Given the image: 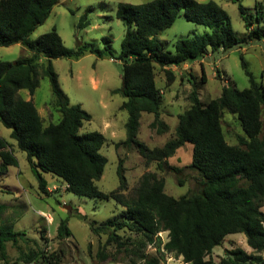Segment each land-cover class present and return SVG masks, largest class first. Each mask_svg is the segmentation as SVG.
Instances as JSON below:
<instances>
[{"label":"trees","instance_id":"1","mask_svg":"<svg viewBox=\"0 0 264 264\" xmlns=\"http://www.w3.org/2000/svg\"><path fill=\"white\" fill-rule=\"evenodd\" d=\"M58 2L0 0V46L21 43L30 51L14 62L0 60V121L11 129L18 148L26 152L40 192L50 194L44 173H51L66 184L67 191L115 199L123 207L121 217H110L101 225L90 222L91 229L96 234H106V245L115 244L116 253L132 252L140 259H147L148 264H161L159 257H147L144 250L149 244H156L159 251L163 249L164 253L189 264H264V85L256 81L244 56L241 60L250 80L248 88L241 90L229 82L223 85L220 96L204 102L200 98L201 86L194 79L189 95L191 106L178 114L172 138L163 146L153 148L138 138L144 112L154 114L151 126L158 132L169 129L161 117L163 95L157 86L155 64L165 69L167 84H170L175 80L170 66L182 67L202 60L211 52L229 51L262 39L264 4L257 2L255 13L250 14L239 2L247 28L242 37L234 30L227 10L215 0L119 4L118 16L127 30L118 56L123 62V85L114 92L126 98L121 108L126 109L129 116L125 124L127 137L116 145H135L147 163L157 161L159 169L169 167L178 172L181 169L170 165L168 159L186 143H192L190 166L201 175L200 189L175 197L166 192L165 179L156 171L145 172L134 193L126 194L128 181L122 159L118 167L120 185L110 192L97 186L96 181L102 177L107 163V157L100 152L106 137L98 130L80 133L84 122L90 121L92 115L80 103H71L52 60L78 59L86 53L110 58L114 55L109 45L100 48L93 42H82L77 48H70L56 29L32 39L33 31L48 19ZM181 11L188 20L207 26L209 31L178 39L175 51H171L165 48L159 34L174 24ZM89 24V14L85 12L80 26ZM104 41L109 43L111 38L105 36ZM201 68V81L206 82L203 63ZM42 74L50 80L55 97L52 105L60 113L58 122L48 125H44L34 101L19 93L27 89L33 94ZM190 76L195 77L193 73ZM225 111L237 114L244 131L236 144L226 138L222 123ZM18 164L13 147L0 136V174H8L10 167ZM4 208L5 205H0V215ZM128 230L138 239L132 240L131 235L121 233ZM162 231L168 234L164 242L159 235ZM237 233L244 236L251 250L233 246L225 248L218 260L212 256L215 247L223 245L228 235ZM71 235L69 218H62L56 237L64 240ZM41 237L48 240L46 227ZM22 241L26 248L22 247ZM9 243L19 251L14 260L8 253ZM100 253L103 259L109 256L104 249ZM63 260V250H47L26 231L15 230L13 221L0 225V261L5 264H62Z\"/></svg>","mask_w":264,"mask_h":264},{"label":"rangeland","instance_id":"2","mask_svg":"<svg viewBox=\"0 0 264 264\" xmlns=\"http://www.w3.org/2000/svg\"><path fill=\"white\" fill-rule=\"evenodd\" d=\"M147 1L149 0H59L48 19L33 31L31 38L35 39L41 34L56 29L65 45L70 48H77L82 42H93L100 48L109 45L114 55L110 58L86 53L78 59L62 57L52 60L61 87L70 97L71 103H80L92 115L90 121L84 122L80 133L98 130L106 137L100 152L107 157V163L102 177L96 181L99 189L110 192L120 185L118 167L122 159L128 181L126 194L134 193L145 172L156 171L165 179L166 192L179 197L200 189L201 175L190 166L193 156L192 143H186L168 159L170 165L181 169L178 172L169 167L159 169L157 161L147 163L146 158L135 145H116L127 137L125 124L129 116L128 111L121 108L126 98L121 93L114 92L123 85V62L118 56L127 30L126 24L118 16V8L122 2L140 4ZM215 1L227 10L239 37L247 32L245 21L240 14L239 2L243 3L250 14L255 13L257 2L264 4V0ZM85 12H88L91 24L81 27V17ZM208 31L207 26L188 20L184 11H181L174 24L160 33L159 38L166 49L175 51L178 39ZM105 36L111 38L109 43L104 41ZM29 54L30 51L20 43L0 46V60L14 62ZM241 56H244L256 81L264 85V37L236 46L229 51L221 49L211 52L202 60L190 63L188 68L185 65L170 66L168 68H172L175 72V80L170 84H167L165 69L155 64L157 86L162 89L163 95L161 117L168 123L169 129L164 133L158 132L157 128L151 126L155 118L154 114L144 112L141 116L138 138L151 148L163 146L172 138L178 124V114L191 106L189 95L194 79L201 86L200 98L204 102L220 96L223 85L229 82L236 84L241 90L248 88L250 80L242 67ZM202 63L206 71V82L201 81ZM191 73L195 77L192 78ZM39 80L40 85L33 94L27 89H22L19 93L25 99L34 101L43 117L44 125L58 122L60 113L52 105L55 97L50 80L43 74L39 76ZM222 123L228 142L238 143V136L244 135V131L237 114L225 111ZM0 136L13 147L19 161L18 166L10 167L8 174H0V205H5L0 215V225L13 221L15 230L26 231L29 237L45 246L47 250H63L62 264H133L134 261L136 264H148L147 259H140L132 252L116 253L115 244L106 245V234H96L91 229L90 222L101 225L110 217H121L123 207L115 199L78 195L67 191L65 183L51 173H44L49 181L50 194L41 193L26 152L18 148L16 141L11 137V129L4 126L1 121ZM180 180L183 181L182 184ZM262 209L264 210V206ZM65 217L69 218L72 235L59 240L56 237L57 227ZM45 227L48 240L41 237ZM121 233L126 236L131 235L132 240L138 239L130 230ZM159 235L163 242L167 240V232L162 231ZM30 243L35 246L34 241ZM21 245L26 248L23 241ZM233 246L251 250L244 236L237 233L228 235L223 245L215 247L212 256L218 260L225 253V248ZM102 249L109 255L105 259L100 253ZM144 252L148 258L159 257L161 264H172L176 258L173 254L164 253L163 249L159 251L156 244H149ZM8 253L14 260L19 251L16 246L9 243ZM0 264L5 263L0 261Z\"/></svg>","mask_w":264,"mask_h":264},{"label":"built area","instance_id":"3","mask_svg":"<svg viewBox=\"0 0 264 264\" xmlns=\"http://www.w3.org/2000/svg\"><path fill=\"white\" fill-rule=\"evenodd\" d=\"M172 264H189V263L185 262L182 258H175Z\"/></svg>","mask_w":264,"mask_h":264},{"label":"crops","instance_id":"4","mask_svg":"<svg viewBox=\"0 0 264 264\" xmlns=\"http://www.w3.org/2000/svg\"><path fill=\"white\" fill-rule=\"evenodd\" d=\"M19 44V43H18ZM21 44V43H20ZM185 66H186V68H188V67H190V63L188 64H185ZM185 68V67H184ZM65 186H66V184H65Z\"/></svg>","mask_w":264,"mask_h":264}]
</instances>
